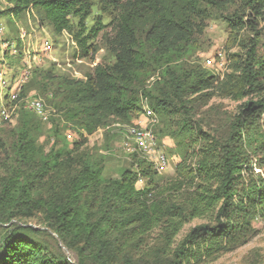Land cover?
Returning <instances> with one entry per match:
<instances>
[{"label":"trees","instance_id":"16d2710c","mask_svg":"<svg viewBox=\"0 0 264 264\" xmlns=\"http://www.w3.org/2000/svg\"><path fill=\"white\" fill-rule=\"evenodd\" d=\"M4 1L12 5L5 15L13 19L42 12L55 33L72 35L94 65L86 81H64L68 121L88 136L115 124L134 125L145 99L166 124L165 130L153 126L158 147L167 137L176 139L183 158L165 187L158 186L154 165L137 154H130L133 164L118 178H107L105 155L65 139L47 151L51 139L41 143L37 136V118L42 120L20 108L12 142L0 137V162L8 159L0 175V264H199L251 239L253 220L264 218V0ZM95 8L100 16L88 28ZM211 10L241 50L229 58L223 77L180 63L204 33ZM102 15L111 18L113 62L97 60L90 44L104 30ZM214 96L247 99L223 133L206 132L196 118L197 104ZM105 138L109 147L112 136ZM37 217L77 255L75 263L54 254L42 240L46 232L12 223ZM196 219L207 224L177 244Z\"/></svg>","mask_w":264,"mask_h":264},{"label":"rangeland","instance_id":"374dc122","mask_svg":"<svg viewBox=\"0 0 264 264\" xmlns=\"http://www.w3.org/2000/svg\"><path fill=\"white\" fill-rule=\"evenodd\" d=\"M10 7L12 5H7L0 0V29H3L0 32V70L9 86L0 90V137L7 143H11V131L18 127L21 118L20 108L27 110L24 101L41 99L50 114V120L43 122L37 118L39 123L37 136L41 143L51 139L47 151L58 139H65L66 143L71 145L79 142L83 144V149L91 150L94 154L105 155L104 176L118 178L122 169L131 167L133 158L125 151L124 139L117 133L116 128L111 126V128L99 129L88 136L78 124L68 121L65 117L67 106L63 101L64 81H86L87 77L94 72V65L89 57H82L81 49L76 46L72 35L67 32L57 35L43 19L42 12L31 10L20 19H13L5 15ZM99 16L100 12L98 8H95L93 15L87 21V27H94ZM101 18L104 30L96 39L91 40L90 44L97 49V60L106 58L113 62L107 45V38L114 35L111 18L108 15H102ZM259 28L262 32L259 56L264 60V21L260 22ZM235 37L236 35L231 34V29L220 18L219 13L211 10L204 33L194 38L186 49L185 58L180 63L201 66L211 72L214 71L213 68H218L221 64L228 67L229 58L241 52ZM15 54H22V57ZM208 60L213 61L212 69H209L211 67L207 65ZM222 69L223 67L219 70ZM158 76L159 72L154 78ZM148 82L147 85H151L154 79L151 78ZM13 95L20 96L19 102H13ZM246 100L234 101L219 96L205 98L206 105L198 103L196 106V118L206 132L223 133L231 127L232 120L240 112ZM141 104L144 107L146 100L142 99ZM3 111L7 112L8 118L2 117ZM143 117H145L144 113L135 116L134 122L143 120ZM154 118L157 121L156 125L165 130V122H162L155 112ZM146 124L145 121L144 125ZM107 133L112 136L109 147L105 143ZM161 143L163 145L160 151L166 155L167 165L165 169L158 172L157 184L165 187L172 178H176V168L183 157L182 149L178 147L176 139L167 137ZM7 162L8 159L5 157L0 162V175L6 172L3 164ZM12 223L46 232L42 240L48 244L54 254L65 257L72 263L76 262L77 255L44 225L41 218L14 220ZM202 224H207V221L196 219L185 225L177 237V244L183 241L194 228ZM252 226L254 234L245 245L220 256L215 261L204 259L199 264H264V218L256 217ZM3 233L4 230L0 229V235Z\"/></svg>","mask_w":264,"mask_h":264},{"label":"built area","instance_id":"2783aa9c","mask_svg":"<svg viewBox=\"0 0 264 264\" xmlns=\"http://www.w3.org/2000/svg\"><path fill=\"white\" fill-rule=\"evenodd\" d=\"M2 2L9 5L4 0ZM11 6V5H10ZM3 29H0L2 32ZM207 65L212 69L213 61L208 60ZM223 67L222 70H219ZM213 73H216L219 77H223V74L228 71V67L221 64L218 68H213ZM9 86L0 70V90L6 89ZM13 99L17 98V95H13ZM25 108L36 113V115L43 121L48 122L50 120V114L48 113L44 102L41 99H26L24 101ZM144 116L143 120L136 122L134 125H122L115 124L114 128H117L119 135L124 139V147L126 152L129 154H137L140 158L147 160L149 163L154 165L157 172H161L166 168V155L160 151L158 147L157 138L153 132V126L157 123L154 118V111L150 108L146 101V105L143 107ZM2 117L8 118L7 112L3 111ZM145 121L147 122L146 125ZM144 180L140 178L138 181V187L143 188Z\"/></svg>","mask_w":264,"mask_h":264}]
</instances>
